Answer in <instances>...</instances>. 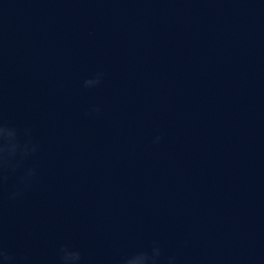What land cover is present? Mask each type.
Instances as JSON below:
<instances>
[{
    "label": "water",
    "instance_id": "95a60500",
    "mask_svg": "<svg viewBox=\"0 0 264 264\" xmlns=\"http://www.w3.org/2000/svg\"><path fill=\"white\" fill-rule=\"evenodd\" d=\"M0 124L18 264H264V0H0Z\"/></svg>",
    "mask_w": 264,
    "mask_h": 264
},
{
    "label": "clouds",
    "instance_id": "9594fccd",
    "mask_svg": "<svg viewBox=\"0 0 264 264\" xmlns=\"http://www.w3.org/2000/svg\"><path fill=\"white\" fill-rule=\"evenodd\" d=\"M101 74H97L95 78L84 81L85 87H94L100 83ZM98 110V109H97ZM25 135H29L28 130H25ZM160 137H156L158 142ZM37 150V146L28 140L21 143L18 138L17 129L0 124V183H2L7 177L4 175L8 170H14L16 165V158L19 155L21 158L27 157ZM36 175L35 169H28L25 175L21 178V183L27 187L31 184L33 178ZM22 195V192L17 191L11 194V198L15 199ZM63 255L61 257L63 264H73V262L80 259L79 253L71 252L66 247H62L60 250ZM161 251L158 245L152 249V254L141 253L129 259L127 264H157L160 258ZM175 258L169 257L168 264H173ZM0 264H18L16 256L11 254L7 249L0 246Z\"/></svg>",
    "mask_w": 264,
    "mask_h": 264
}]
</instances>
